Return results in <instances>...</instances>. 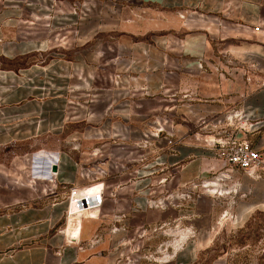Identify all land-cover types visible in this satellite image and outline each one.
Masks as SVG:
<instances>
[{"label": "crops", "instance_id": "0c3cea01", "mask_svg": "<svg viewBox=\"0 0 264 264\" xmlns=\"http://www.w3.org/2000/svg\"><path fill=\"white\" fill-rule=\"evenodd\" d=\"M84 2L77 25H60ZM232 113L264 121V0H0V264H116L122 242L154 252L173 236L172 264L215 242L217 264H264V165L236 171L234 195L148 204L228 167L205 139L264 156V128L247 133ZM160 126L174 144L161 132L148 154ZM101 162L105 177L83 176ZM97 182L98 216L61 234L70 189Z\"/></svg>", "mask_w": 264, "mask_h": 264}, {"label": "built area", "instance_id": "2783aa9c", "mask_svg": "<svg viewBox=\"0 0 264 264\" xmlns=\"http://www.w3.org/2000/svg\"><path fill=\"white\" fill-rule=\"evenodd\" d=\"M112 1V0H111ZM113 9L117 10L119 4L112 2ZM88 3H82L81 6H75L72 11V16H66L61 18L60 25L64 27L74 26L79 23L82 16L90 11ZM53 17V16H52ZM203 68L202 64L199 65ZM74 104L73 101L70 103ZM234 119L242 121L237 128L244 130L247 133H254L264 128V121H250L240 113H232L227 117V121H233ZM161 132H167V144H174V133L172 130L166 131L164 126H160L155 134L145 136L144 140L140 143V147L150 153L152 146V138L160 135ZM122 140H129L130 134L125 128L124 132L119 136ZM206 144L210 149L214 151L216 156L225 161L228 167L222 171L216 173L213 177L207 179H201L190 183L185 192L177 195L169 194L165 198L152 199L148 202L150 207L168 209L173 206L176 199L190 200L194 198L195 190L200 188L204 193L212 196H230L238 193L239 184L235 181V172L244 171L250 175H255L256 172L264 165L263 153L254 148L253 144L248 140H240L236 136L226 137L224 139H205ZM98 150V149H97ZM147 154V156H148ZM145 158V157H144ZM147 159V157L145 158ZM107 169L105 163L101 162L99 165L93 167V169H87L83 172V176L92 177L94 180L99 181L101 178L107 175ZM103 192L104 184L97 182L96 184L78 188L72 187L68 194V209L66 212L65 226L60 228L59 232L72 239L78 237L81 229V221L85 217L96 218L98 211L103 204ZM71 225L74 228H71ZM166 226V225H165ZM119 228H113L112 231L116 232ZM143 234V233H142ZM170 235L169 233H165ZM103 234L97 233L88 243L90 249L96 248L103 241ZM130 242H122L126 250L125 252L116 253V264H144L143 260L149 257H172L178 250L182 248L183 243L178 242L175 236L163 241L158 249L154 252H147L142 244L129 248ZM171 249V252L169 250Z\"/></svg>", "mask_w": 264, "mask_h": 264}, {"label": "rangeland", "instance_id": "374dc122", "mask_svg": "<svg viewBox=\"0 0 264 264\" xmlns=\"http://www.w3.org/2000/svg\"><path fill=\"white\" fill-rule=\"evenodd\" d=\"M10 150H0V157L5 158L10 156ZM218 248L217 244L211 246L207 251L201 253L196 257V261L193 264H217ZM177 257H149L143 260L144 264H172Z\"/></svg>", "mask_w": 264, "mask_h": 264}]
</instances>
